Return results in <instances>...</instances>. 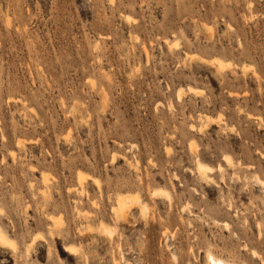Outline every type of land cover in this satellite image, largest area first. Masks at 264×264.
Wrapping results in <instances>:
<instances>
[{"label": "rangeland", "instance_id": "rangeland-1", "mask_svg": "<svg viewBox=\"0 0 264 264\" xmlns=\"http://www.w3.org/2000/svg\"><path fill=\"white\" fill-rule=\"evenodd\" d=\"M0 232V264H264V0H0Z\"/></svg>", "mask_w": 264, "mask_h": 264}, {"label": "bare ground", "instance_id": "bare-ground-1", "mask_svg": "<svg viewBox=\"0 0 264 264\" xmlns=\"http://www.w3.org/2000/svg\"><path fill=\"white\" fill-rule=\"evenodd\" d=\"M218 59V58H217ZM223 64V62L222 61H220V60H218V65H222ZM198 169L201 171V170H205V166L203 165V164H201V163H199L198 164ZM207 169V168H206ZM82 175H79V177H81ZM204 178V177H203ZM158 190V189H157ZM156 190V191H157ZM155 191V190H154ZM162 193L161 191H157L156 192V194L157 193ZM155 194V193H154ZM158 195V194H157ZM167 196V195H166ZM136 197V195L134 196V195H127V196H119L118 197V208H120V209H123L126 205H125V203H126V201H128V200H131L132 198H135ZM137 198V197H136ZM146 210V209H145ZM119 212H120V210H119ZM118 213V212H117ZM121 213V212H120ZM111 230H109L108 229V231H107V233H109ZM0 243H5V244H10L11 243V241H9V239L2 233V232H0ZM13 243V242H12ZM11 243V244H12ZM4 244V245H5ZM14 245V244H13ZM209 260H210V264H227V263H225V262H223V261H221V260H217V259H213V258H211L210 256H209ZM214 258H216V257H214Z\"/></svg>", "mask_w": 264, "mask_h": 264}]
</instances>
